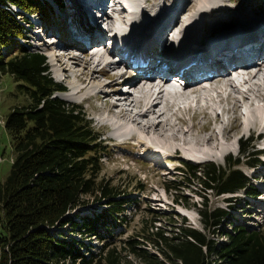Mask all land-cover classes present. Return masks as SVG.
<instances>
[{
  "label": "trees",
  "instance_id": "1",
  "mask_svg": "<svg viewBox=\"0 0 264 264\" xmlns=\"http://www.w3.org/2000/svg\"><path fill=\"white\" fill-rule=\"evenodd\" d=\"M13 7L50 23L40 0H0V77L10 76L23 97L4 121L13 160L0 181V264H133L124 252L140 264H264V226L237 224L230 211L209 205L211 195H232L228 202L240 191L257 195L241 169L246 154L249 170L260 163L261 152L250 153L249 141H241V156H229L227 166L186 164V181L170 182L200 195L201 230L181 225L168 235L151 225L119 247L108 241L127 216L116 201L120 185L100 177L101 136L82 106L55 96L66 88L50 75L46 56L19 45L28 19H19ZM93 197L106 207L89 215L87 198ZM85 238L101 245L93 249Z\"/></svg>",
  "mask_w": 264,
  "mask_h": 264
},
{
  "label": "bare ground",
  "instance_id": "2",
  "mask_svg": "<svg viewBox=\"0 0 264 264\" xmlns=\"http://www.w3.org/2000/svg\"><path fill=\"white\" fill-rule=\"evenodd\" d=\"M72 1L80 11V21L69 35L86 39L88 36L91 47L78 43L83 49L74 52L72 44L60 39L51 41V47L61 44L65 48L55 55L65 79L74 77L78 84L66 89L65 93L86 94L85 99L102 100L99 124L121 149L139 148L159 165L162 159L205 162L219 160L229 153L231 141L236 136L258 132V138L264 139L263 109L256 106V102L264 103V62L256 66L247 64L244 59L249 57L254 61L264 52V19L256 21L249 17L241 24L243 26L224 36L213 33L231 23L236 26L238 22L234 18L223 22V17H233L229 14L233 9L221 5L223 0H145L146 5L141 0ZM110 1L109 7L119 15L117 18L116 14H113L115 17L104 14ZM117 6L120 7L116 8L118 11ZM123 14L128 15L129 22ZM172 22L178 30L177 42L182 45L174 52L171 62L172 55L159 57L157 48L166 37L164 26ZM106 31L114 32L117 38L115 53L120 54L121 48L129 57L133 53L131 61L150 63L141 75L127 80L130 93L111 102L109 99L114 96L115 88L110 84L113 83L99 82L102 74L108 75L112 69H117L100 50V45L110 41L106 40ZM246 46L249 49H244ZM195 55L198 60L194 62L204 65L202 71L214 74L207 80L211 84L209 89H200L194 82V71L200 68L197 65L183 73L185 87L180 91L153 90L157 87L154 76L167 78L171 65H189ZM155 59H162L166 69L160 70ZM186 114H191L190 124L183 117ZM199 117L206 121L198 123Z\"/></svg>",
  "mask_w": 264,
  "mask_h": 264
},
{
  "label": "rangeland",
  "instance_id": "3",
  "mask_svg": "<svg viewBox=\"0 0 264 264\" xmlns=\"http://www.w3.org/2000/svg\"><path fill=\"white\" fill-rule=\"evenodd\" d=\"M40 1L49 10L50 23L45 22L46 20H43L40 15L28 14L13 7V10L19 14V19L22 17L28 19L23 23L27 30V36L24 39H19V45L25 47L28 51H38L44 54L47 58L50 75L56 82H59L66 89H69L72 85H78L76 79L74 77L65 79V75L61 72V68L55 59V55L59 53L58 50H63L65 48L61 44H58L55 48L51 47L50 42L52 38L50 37H57L61 42L70 44L71 36L69 32L76 27L75 23L80 21L78 19L80 11L75 8L72 0ZM141 2L143 5H146L144 4L145 0H141ZM110 4L111 1L108 2V6L104 8V14L111 15L112 17L116 16L115 18L119 17V15L115 13L116 11L111 10V7H109ZM221 5L228 8V10L233 9V12L229 13L231 15L233 14V17L229 18L225 16L222 18L223 22L226 23L234 18L238 23L236 26H233L231 23V25L228 24L221 27L218 29L219 31L213 34L228 36L236 31L239 26H243L241 24H245L249 17H252L256 21L264 19V0H223ZM116 8L120 9L119 6L115 7V9ZM118 9L116 10L118 11ZM113 14L116 15L113 16ZM98 16L99 13L97 12L96 17L98 18ZM127 17V14H123V18H126V20H128L126 22H129L130 19ZM106 35V37H108L110 32L106 31ZM107 39L108 38H106V40ZM102 49L103 47L100 48V50ZM12 51H14V49H12L11 52ZM57 51L58 53H56ZM80 51H82V49ZM60 53H62V51H60ZM64 56L67 55L64 54ZM110 75L111 73L108 75L107 73L102 74L99 82L109 85L111 81L115 80H113ZM110 86L111 88H115L113 92L114 95L127 96V93L124 92L127 87L123 83H113L112 85L110 84ZM55 96L69 103L82 106L88 117L92 120L93 126L101 136L104 149L101 155L102 165L100 177L111 181L113 185L116 183L120 185V192L116 195V201L122 202L124 215L127 216L125 218V224L122 223L116 230L113 229V239H108L110 243L118 242V247L122 244L121 240L137 236V233L142 227H149L151 225L165 230L168 235H173V232L177 231L178 226L181 225H188L201 230L200 215L197 211V209L201 207L200 195L195 191V188H189L187 185L175 186L172 188L171 186H173V184L170 182L177 181L178 184H182L186 181L185 176H183L186 164L203 166L214 163L220 167L227 166V156L230 155L233 158H239L241 156L238 154L239 150L241 151V141H249L248 144L251 147L249 150L250 153L264 149V139L258 138V132H252L247 133L244 137L236 136L231 141V152H227L219 160L199 162L189 161L183 158L167 161L162 159L159 165V163H156V160H153L151 156L145 154L143 150L139 148L135 149V147L121 149V147H119L120 144L118 145V143L109 139V132L101 127V124H99L96 118L101 114L99 110L103 103L102 100H98L97 98L85 99L86 94L70 95L67 93H55ZM110 100L115 101L114 96L111 97L109 101ZM22 102L23 97L17 94L15 84L10 76L2 75L0 77V181L5 180L7 177L13 160L12 146L4 127L5 117L12 107ZM256 106L258 108L262 107L261 109H263L264 115V103L256 102ZM191 114L183 115L189 124ZM204 120L205 119H202V117H199L198 123L202 124L206 121ZM212 124L214 123L212 122ZM126 155L127 158H125ZM248 156L250 155H245V157ZM245 157L241 158V160L245 162L242 163L241 169L251 178L250 190L256 192L257 195L240 191L233 195L235 199L231 202H228L226 198L232 195L229 196L228 194L219 197L211 195L209 197V205L211 207H223L230 211L233 219H236L237 224L242 223L254 227L264 226V156L258 155L260 163L251 170L248 168ZM87 201L89 206H87V211L85 212L89 215L92 213H100L106 207L105 202L100 201L99 203L95 197L87 198ZM157 209L164 211L166 215L156 217L153 212ZM69 232V230H66V233ZM76 237L82 239L83 236L76 235ZM215 239L218 240V238ZM85 241L88 245L92 246L93 249H95V246L101 245L95 238H85ZM146 246L150 252H155L153 246ZM126 254L127 253L124 252L123 256L130 262L133 264H140L135 256Z\"/></svg>",
  "mask_w": 264,
  "mask_h": 264
}]
</instances>
